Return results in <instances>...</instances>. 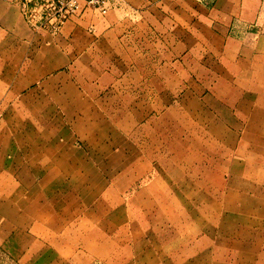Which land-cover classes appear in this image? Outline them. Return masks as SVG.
<instances>
[{
	"label": "crops",
	"instance_id": "obj_1",
	"mask_svg": "<svg viewBox=\"0 0 264 264\" xmlns=\"http://www.w3.org/2000/svg\"><path fill=\"white\" fill-rule=\"evenodd\" d=\"M26 1L0 0V250L15 264H102L113 239L102 220L89 233L83 195L105 186H89L88 141L152 130L169 98L194 96L185 82H208L223 106L218 83H241L228 111L264 114V0H110L55 35L32 30ZM257 190L239 239L249 264H264Z\"/></svg>",
	"mask_w": 264,
	"mask_h": 264
},
{
	"label": "rangeland",
	"instance_id": "obj_2",
	"mask_svg": "<svg viewBox=\"0 0 264 264\" xmlns=\"http://www.w3.org/2000/svg\"><path fill=\"white\" fill-rule=\"evenodd\" d=\"M182 85L194 96L169 98L152 130H136L130 141H88L89 169L98 175L89 186H105L83 195L89 233L102 220L98 227L113 239L102 264L257 261L242 255L239 239L260 212L264 114L228 111L241 83H218L227 107L209 99L208 82ZM0 264L15 263L0 250Z\"/></svg>",
	"mask_w": 264,
	"mask_h": 264
},
{
	"label": "built area",
	"instance_id": "obj_3",
	"mask_svg": "<svg viewBox=\"0 0 264 264\" xmlns=\"http://www.w3.org/2000/svg\"><path fill=\"white\" fill-rule=\"evenodd\" d=\"M110 0H27L24 17L36 32L58 34L71 19L93 9L107 14Z\"/></svg>",
	"mask_w": 264,
	"mask_h": 264
}]
</instances>
